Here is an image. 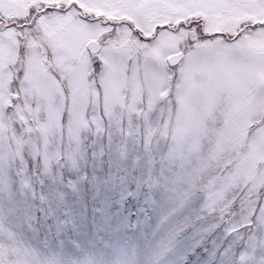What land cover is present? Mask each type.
Instances as JSON below:
<instances>
[{
	"label": "snow or ice",
	"instance_id": "obj_1",
	"mask_svg": "<svg viewBox=\"0 0 264 264\" xmlns=\"http://www.w3.org/2000/svg\"><path fill=\"white\" fill-rule=\"evenodd\" d=\"M0 264H264V0H0Z\"/></svg>",
	"mask_w": 264,
	"mask_h": 264
}]
</instances>
